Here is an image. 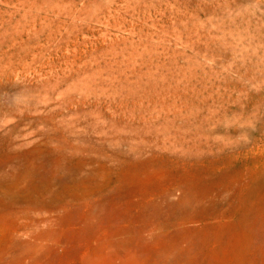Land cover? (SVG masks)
Listing matches in <instances>:
<instances>
[{
  "label": "rangeland",
  "instance_id": "374dc122",
  "mask_svg": "<svg viewBox=\"0 0 264 264\" xmlns=\"http://www.w3.org/2000/svg\"><path fill=\"white\" fill-rule=\"evenodd\" d=\"M0 264H264V0H0Z\"/></svg>",
  "mask_w": 264,
  "mask_h": 264
}]
</instances>
